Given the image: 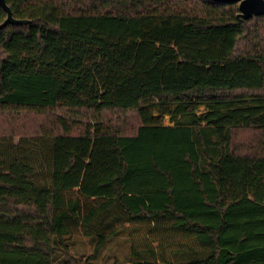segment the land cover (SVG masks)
Wrapping results in <instances>:
<instances>
[{
	"label": "trees",
	"instance_id": "obj_1",
	"mask_svg": "<svg viewBox=\"0 0 264 264\" xmlns=\"http://www.w3.org/2000/svg\"><path fill=\"white\" fill-rule=\"evenodd\" d=\"M5 2L0 264H264V16Z\"/></svg>",
	"mask_w": 264,
	"mask_h": 264
},
{
	"label": "water",
	"instance_id": "obj_2",
	"mask_svg": "<svg viewBox=\"0 0 264 264\" xmlns=\"http://www.w3.org/2000/svg\"><path fill=\"white\" fill-rule=\"evenodd\" d=\"M214 3L227 4L237 3L240 18L249 20L252 17L264 16V0H209ZM0 8L6 13V19L0 25V29L7 25H23L26 20H16L12 17L5 0H0Z\"/></svg>",
	"mask_w": 264,
	"mask_h": 264
},
{
	"label": "rangeland",
	"instance_id": "obj_3",
	"mask_svg": "<svg viewBox=\"0 0 264 264\" xmlns=\"http://www.w3.org/2000/svg\"><path fill=\"white\" fill-rule=\"evenodd\" d=\"M203 112V109H200V113ZM165 124H169V118H165ZM256 138L254 133L248 131V130H242L241 132L238 133V140L240 141V144L242 146L246 145H251L253 144V139ZM111 246L105 248L103 252L101 253L100 259H97L96 261L93 262V264H113L114 261L117 259L114 257V253L117 250H112L110 249ZM73 255H77V253L73 250L72 252Z\"/></svg>",
	"mask_w": 264,
	"mask_h": 264
}]
</instances>
